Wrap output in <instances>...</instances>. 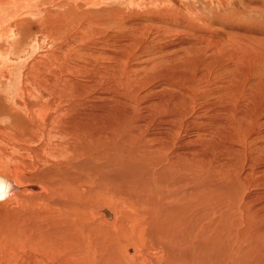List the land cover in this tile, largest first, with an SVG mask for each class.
Segmentation results:
<instances>
[{
    "label": "bare ground",
    "instance_id": "1",
    "mask_svg": "<svg viewBox=\"0 0 264 264\" xmlns=\"http://www.w3.org/2000/svg\"><path fill=\"white\" fill-rule=\"evenodd\" d=\"M30 1L0 0V28L10 39L17 36L9 15ZM7 52L0 49V56ZM44 54L20 65L17 75L0 76V175L10 179L0 176V186L14 185L0 197V264H264V241H223L238 225L236 212L235 221L223 223L230 231L224 236L219 209L207 208L205 194L219 203L221 193L222 211L235 180L221 183L225 188L203 180L196 170L214 169L215 161L199 162L182 139L153 143L151 125L138 114L95 108L92 95L102 99L104 92L91 88L94 62L53 72L58 56ZM91 66L92 80L84 82L77 72ZM27 67L47 75L30 81Z\"/></svg>",
    "mask_w": 264,
    "mask_h": 264
},
{
    "label": "rangeland",
    "instance_id": "2",
    "mask_svg": "<svg viewBox=\"0 0 264 264\" xmlns=\"http://www.w3.org/2000/svg\"><path fill=\"white\" fill-rule=\"evenodd\" d=\"M9 16L17 37L10 39L0 28V49L11 52L0 56V64L7 62L0 76L17 75L39 53L58 56L53 72L94 62L98 78L90 85L104 92L102 99L92 95L95 108L108 104L138 114L151 125L146 132L154 131L153 143L182 139L199 162L215 161L216 168L195 173L221 188L237 184L231 194L224 192L228 203L222 211L223 195L218 193L216 203L205 194L207 208L212 203L213 211L219 209L224 236L230 231L223 223L228 226L236 212L238 220L232 221L238 225H230L223 241H264V0H31ZM88 68L77 72L84 82L92 80L94 67ZM26 71L30 81L47 75L45 68Z\"/></svg>",
    "mask_w": 264,
    "mask_h": 264
},
{
    "label": "water",
    "instance_id": "3",
    "mask_svg": "<svg viewBox=\"0 0 264 264\" xmlns=\"http://www.w3.org/2000/svg\"><path fill=\"white\" fill-rule=\"evenodd\" d=\"M3 183V182H2ZM14 189V185L10 183H4V186H0V197L6 196Z\"/></svg>",
    "mask_w": 264,
    "mask_h": 264
}]
</instances>
